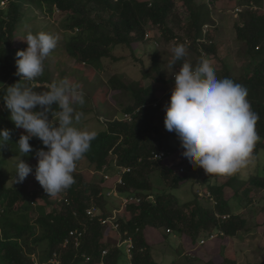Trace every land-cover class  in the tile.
Listing matches in <instances>:
<instances>
[{"label":"trees","instance_id":"trees-1","mask_svg":"<svg viewBox=\"0 0 264 264\" xmlns=\"http://www.w3.org/2000/svg\"><path fill=\"white\" fill-rule=\"evenodd\" d=\"M3 3L7 4L6 9L1 6ZM220 3L227 1L0 0V97L9 85L19 80L15 75L16 53L28 47L23 40L27 34L22 32L24 28L29 27L33 33H51L58 37V44L45 60L44 75L34 82L21 83L40 85L34 88L37 92L47 90L44 85L64 78L79 83L87 102L75 107L84 114L99 113L96 90L89 87L90 78H94L96 85L100 84L99 72L107 71L106 61H120L115 56L117 49L125 47L134 54L136 45L150 44L155 48L146 62L143 58L138 59L142 66L141 78L150 80L149 84H137L135 80L128 81L117 74L108 78L107 87L100 96L111 91L123 92L130 96L129 102L117 114L101 121L104 127L97 131L90 150L77 162L73 173L75 182L67 190L50 196L36 179L25 178L19 184H9L11 177L3 169L0 156V264H34V255L45 264L54 251H58L69 264H126L125 252L115 244L119 234H113L114 240L108 238L110 235L106 234V229L109 227L100 221L101 216L112 215L114 209L120 210L116 222L120 226L121 238L134 239L133 264H164L153 257L152 243L147 240L149 232L163 230L165 240L169 234H174L184 243L196 246L198 239L209 233L222 232L224 238L231 239L242 231L251 230L250 211L257 209L255 195L264 192V174L249 173L248 179H243L239 173L230 177L206 174L200 183L206 185L210 193L207 198L215 202L210 207L202 204L197 191L193 199L185 203L179 202L170 191L185 182L190 172L187 169L185 173L178 172L179 167L186 166L185 161L177 165L167 163V157L176 154L180 140L175 132L165 131L161 116L162 101L167 96L166 93L162 95L164 87L175 84V81L174 75L168 77L163 73L165 65L161 62L158 47L161 40L164 45H185L187 55L177 61L174 68L170 67L172 74L178 72L186 61L195 66L201 58L217 57L215 34L218 22L215 15L218 14L217 7L224 8ZM239 5L247 7L235 22L236 39L246 45V56L250 60L239 75L234 73L231 62L224 61L221 75L247 89V99L258 114L255 128L260 140L254 148L255 155L264 150V0H239ZM36 9L48 17H64V28L68 33L62 34L51 24L35 28L30 14ZM206 26L208 30L204 34ZM148 30L152 34L146 39ZM79 68L83 69L82 75L88 76L86 82H82L80 76L75 79L74 73ZM0 104L5 105L2 99ZM53 108L58 110L57 105ZM126 114H130L131 119L126 118ZM9 117L8 109L0 112V129L10 130L12 151L17 153L15 143L22 133ZM172 139L178 143L174 145ZM29 143L34 151L24 160L33 166L34 172L36 164L28 160H37L35 150L44 146L38 138ZM160 152L166 153L163 158L155 156ZM124 167L130 171L121 174L123 183L118 186V192L120 196L140 199L126 206L120 205V197L107 195L112 189L111 181ZM155 172L166 185L157 193L152 179ZM104 174H109L112 180H106ZM220 177L224 178L219 181ZM228 189L233 193L229 197ZM242 203L250 208L245 209L247 213L240 211ZM94 205L99 212L91 217L86 210ZM226 215L228 217L224 218ZM73 229L83 230L81 245L74 247L70 244L63 248L65 237ZM167 229L172 233H167ZM103 249H108L104 257ZM183 252L188 260L199 258L191 250L184 249ZM86 257H89L87 262ZM177 260L178 257L170 264H177ZM206 264L237 263L227 257L215 263L211 257ZM250 264H264V260Z\"/></svg>","mask_w":264,"mask_h":264},{"label":"clouds","instance_id":"clouds-1","mask_svg":"<svg viewBox=\"0 0 264 264\" xmlns=\"http://www.w3.org/2000/svg\"><path fill=\"white\" fill-rule=\"evenodd\" d=\"M236 8L235 12L241 13ZM23 40L28 47L16 53L15 75L19 80L9 85L0 97L10 110L9 119L26 133L15 143L22 156L15 165L14 183L23 182L33 173V166L23 157L34 151L29 141L38 138L44 147L35 150V179L50 196H55L75 182L73 173L77 162L90 150L98 132L77 126L84 113L77 111L75 105L86 103L79 83L64 78L44 85L47 90L39 92L34 88L40 85L21 83L34 82L44 75L45 60L56 49L58 37L43 31H29ZM171 52L170 67L174 68L187 55V49L177 44ZM173 75L175 84L164 109V126L178 136L184 150L182 155L208 175L231 176L249 165L260 137L255 128L259 117L247 99V89L231 78H218L215 67L206 58H201L195 66L184 62ZM8 142L10 130L0 129V148ZM126 168L118 171L114 181L111 176L106 179L112 182V189L123 170L127 172ZM119 185L115 188L117 194L107 195L120 199L131 197L120 196Z\"/></svg>","mask_w":264,"mask_h":264},{"label":"rangeland","instance_id":"rangeland-1","mask_svg":"<svg viewBox=\"0 0 264 264\" xmlns=\"http://www.w3.org/2000/svg\"><path fill=\"white\" fill-rule=\"evenodd\" d=\"M227 3H220L223 5L224 8L217 7L218 14L216 12L215 17H217L218 30L216 32V41L218 44V51L219 55L216 57L214 55L208 56V60L213 64L216 69V73L218 78H222V72L224 61H229L232 63L233 71L236 75L241 74L245 71L247 64L250 60L249 57L246 55L247 47L245 44L239 43L236 39V32H235V22L238 19V15L235 12V7H239V0H226ZM8 3V2H7ZM6 3L1 4L2 7L6 9ZM226 7H225V6ZM243 6V5H242ZM247 6H245L246 8ZM264 10V7H263ZM37 15V18H35ZM32 17L33 24L35 28H40V26H44L45 24L55 25L56 28H59L61 33L64 32L67 34L68 32L64 28L65 18L58 17H48L46 14H43L40 9H36L35 12L30 14ZM29 27L24 28L22 32L28 33ZM22 39V38H21ZM174 46L168 44L164 45L162 42L158 47V52L161 56V62L164 66L163 73L168 77H171L173 74L169 62L172 58L171 49ZM154 46L152 45H136L135 52L132 54L131 50L125 47H120L115 51V56L120 59V61L114 60V63L111 60L106 61V66L108 67L107 71L99 72L100 84L96 85L94 78H90L91 82L89 87H92L96 90V104L99 106V113L92 111L91 113H85L84 117L82 118L81 122L78 127H87L89 129H94L98 131L99 129L103 128L104 125L101 121L105 119L111 118L113 115L117 114V112L129 102V95L123 92L118 91H111L107 93L108 95H104V97L100 96L103 90L107 87L106 82L111 75L117 74L122 76L125 80H135L137 84H149L150 80H143L141 78V62L138 60L139 58H143L146 62L149 58L151 53L154 50ZM75 79L76 76H80L82 82H86L88 79L87 75L83 74V69H77L74 73ZM83 76V77H82ZM1 80H0V87H1ZM159 86V84H156ZM161 86V84H160ZM163 86V85H162ZM88 87V88H89ZM174 88V83L170 86H165L164 91L162 93L165 94L166 99L162 101L163 106V114L162 119L164 120L165 117V106L169 102L171 92ZM87 102V101H86ZM88 102V107L90 106ZM7 109L5 105L0 104V112ZM10 111V110H9ZM20 133L24 134L25 130L19 129ZM166 132H168L165 129ZM171 142L176 145L178 141L176 139H172ZM12 141L6 143L2 148H0V153L3 158V169L8 173L11 177L9 180V184H19L14 183L15 180V165L18 159L22 156L19 151L15 153L12 151ZM16 149V148H15ZM183 148L181 147V143L179 148L176 151V154L167 157V163L171 164H178L181 161H185L186 169L190 172L188 175V179L183 182L178 188H172L170 191L174 198H177L179 202L185 203L193 199L195 196L194 192L197 191L200 193V199L202 204L207 206H212L215 202L208 197L209 191L206 185L201 184L200 182L204 179L206 173L202 168L195 167L189 163V161L182 155ZM254 159L248 166H245L233 175H237L238 173L242 175L243 179L249 177V173L256 174H264V150H260L258 154L253 155ZM25 157H23L24 159ZM28 162L37 164V160L31 158ZM100 178V175L95 174ZM230 177V176H229ZM224 177H220L219 181H221ZM226 178V177H225ZM26 179H35L34 172L30 173ZM155 185V193L161 192L162 189L166 186L159 177V173L155 172L152 177ZM213 179V177H212ZM202 193V194H201ZM227 196H231L233 193L231 190L226 191ZM199 195V194H198ZM206 196V197H205ZM257 198L256 205L257 209L250 211V221L249 226H251V230L249 232H240L237 234L235 238H224L223 234H219V236L214 239L210 240L207 235L202 236L206 238L207 244L200 245L198 239V244L196 246H192L190 242L183 241L182 238L177 237V235L169 234L167 239L163 238V230L159 232H149L147 240L152 243V253L153 257L163 262L164 264H170L173 262L177 257V264H206L207 260H210L211 257L213 261L222 262L225 257L235 259L237 264H250L255 262H262L264 260V192L259 193V195H255ZM155 198V197H152ZM42 203V202H41ZM122 203V202H121ZM121 205V204H120ZM243 206L245 208H243ZM252 207V206H251ZM248 208L245 203H242L240 206V211L246 212L245 209ZM253 208V207H252ZM250 209V208H248ZM247 209V210H248ZM118 213V212H117ZM120 213V212H119ZM118 213V214H119ZM247 213V212H246ZM247 216H249L247 214ZM107 227V226H106ZM110 235L108 238L114 240L113 234L116 236L115 232H109V228L106 229ZM149 231V230H148ZM219 233V232H217ZM114 236V237H115ZM188 249L191 250L195 254L196 257H199L197 260H188L185 256L183 250ZM183 252L184 255H181ZM181 255V256H180ZM215 258V259H214ZM191 261V262H190ZM124 263L126 260L123 261Z\"/></svg>","mask_w":264,"mask_h":264},{"label":"built area","instance_id":"built-area-1","mask_svg":"<svg viewBox=\"0 0 264 264\" xmlns=\"http://www.w3.org/2000/svg\"><path fill=\"white\" fill-rule=\"evenodd\" d=\"M208 2H211L212 0H207ZM245 8V6H240V7H237L236 8V11L239 12V11H242L243 9ZM208 28L207 26L205 27V30H204V34H206ZM152 34V31L151 30H148L145 34V37L146 39L149 38ZM202 41H205V38L202 39ZM126 118H129L131 119L130 117V114H126L125 115ZM165 155L164 152H161V153H158L156 154L155 156L157 158H163ZM127 171H130V168H126ZM125 170H123L124 172ZM178 172L179 173H185L186 172V168L185 166H181L179 167L178 169ZM104 178L105 179H110V175L109 174H104ZM123 183V178L121 175L118 176L117 180H116V184H115V188H116V185L117 184H121ZM112 189L110 191H108V195H111V194H117L116 190ZM210 196V193L209 195ZM135 201H139V198H136V197H123L122 198V206H126L127 204L131 203V202H135ZM87 214L90 215L91 217H94L98 212V207L96 205L94 206H91L89 207L87 210H86ZM120 212V210L118 209H114L113 210V213L112 215L108 216V217H100V221L103 225H108V227L115 231L116 234H119V237L118 239H116V245L119 246L122 250H124V252L127 254L128 256V262L126 264H133L132 263V252H133V249H134V239L133 237H128V238H121V235H120V231H119V223L116 222V219L118 218V213ZM228 215L224 216V218H227ZM167 232L168 233H171L172 231L170 229H167ZM219 234H223L222 232H213V233H209L208 234V238L210 240H214L216 239ZM84 235V232L83 230H79V229H73V230H70L69 231V234L67 237H65L64 239V242L62 243V247L63 248H66L68 247L70 244L73 245L74 247H79L81 245V239H82V236ZM206 238H201L200 239V244H205L206 243ZM106 254H108V249H104L102 251V256L104 257ZM34 259V264H40L39 263V260L36 259V257H33ZM89 261V257H86V262ZM45 264H69L67 262H65L61 256H60V253L58 251H54L52 253V255L48 258L47 262Z\"/></svg>","mask_w":264,"mask_h":264},{"label":"crops","instance_id":"crops-1","mask_svg":"<svg viewBox=\"0 0 264 264\" xmlns=\"http://www.w3.org/2000/svg\"><path fill=\"white\" fill-rule=\"evenodd\" d=\"M207 244V243H206Z\"/></svg>","mask_w":264,"mask_h":264}]
</instances>
